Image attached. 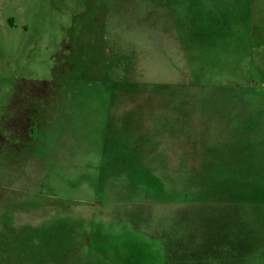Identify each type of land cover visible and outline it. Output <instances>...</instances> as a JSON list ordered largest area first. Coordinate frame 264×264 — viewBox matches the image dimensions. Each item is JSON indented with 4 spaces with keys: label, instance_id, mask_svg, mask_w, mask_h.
Returning <instances> with one entry per match:
<instances>
[{
    "label": "rangeland",
    "instance_id": "obj_1",
    "mask_svg": "<svg viewBox=\"0 0 264 264\" xmlns=\"http://www.w3.org/2000/svg\"><path fill=\"white\" fill-rule=\"evenodd\" d=\"M4 7L0 264H264V0Z\"/></svg>",
    "mask_w": 264,
    "mask_h": 264
},
{
    "label": "crops",
    "instance_id": "obj_2",
    "mask_svg": "<svg viewBox=\"0 0 264 264\" xmlns=\"http://www.w3.org/2000/svg\"><path fill=\"white\" fill-rule=\"evenodd\" d=\"M10 5V0H0V30H3L7 33V26L10 28H19V24H17V21L13 16H9L6 20H2L1 15L4 14L3 10H5L4 6H9ZM3 7V8H2ZM22 10V9H21ZM11 15V14H10ZM8 24V25H7ZM27 24L23 25L24 29H27Z\"/></svg>",
    "mask_w": 264,
    "mask_h": 264
},
{
    "label": "trees",
    "instance_id": "obj_3",
    "mask_svg": "<svg viewBox=\"0 0 264 264\" xmlns=\"http://www.w3.org/2000/svg\"><path fill=\"white\" fill-rule=\"evenodd\" d=\"M56 65H57V63H55ZM58 68H56V69H54V81L57 83V80H58V77H59V74H58ZM51 86H53V85H51ZM50 86V87H51ZM19 111V110H18ZM18 111H15V113L17 114L18 113ZM21 114H23V116H25V115H27L26 114V112H23V110H22V113ZM18 115V114H17ZM30 117V116H29ZM29 117H28V120L31 122V118L29 119ZM5 120V119H4ZM9 120H11V118H8V120H6V121H3V125H2V130H3V132H5L6 133V131H8V133H10V134H13L14 136H16V133H15V131L14 130H17L16 132H18V133H20L21 132V129L22 128H15L14 126H16V125H18V123H20V119H17L16 121L15 120H12L10 123H7ZM15 121V122H14ZM7 123V124H6ZM12 124V125H11ZM12 127V128H11ZM29 129V128H28ZM2 135V134H1ZM1 138V137H0Z\"/></svg>",
    "mask_w": 264,
    "mask_h": 264
}]
</instances>
